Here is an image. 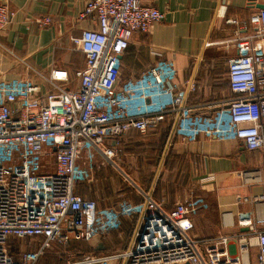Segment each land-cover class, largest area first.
Instances as JSON below:
<instances>
[{
    "label": "built area",
    "instance_id": "built-area-1",
    "mask_svg": "<svg viewBox=\"0 0 264 264\" xmlns=\"http://www.w3.org/2000/svg\"><path fill=\"white\" fill-rule=\"evenodd\" d=\"M11 16L0 4V32ZM79 17L93 26L70 38L84 56L75 86L57 68L47 76L34 71L41 81L0 78V264H40L52 244L102 236L119 229L122 218L135 222L127 247L54 264H264V52L258 43L264 8L248 19L254 31L236 38L237 55L226 74L232 96L205 104L207 113L186 104L185 90L172 83L170 62L158 61L117 86L120 56L131 36L149 32L163 12L141 0H88ZM50 22L48 16L39 19L41 26ZM170 114L175 135L186 142L204 135L241 142L261 155L259 165L237 171L243 185L262 190L236 195V203L250 204L251 211L221 213L224 231L214 236L189 234V199L164 208L138 190L140 202L122 199L98 209L95 200L75 192L81 159L100 154L121 170L118 149L109 141L116 144L130 128L145 134ZM26 239L37 241L36 247L13 255L10 242Z\"/></svg>",
    "mask_w": 264,
    "mask_h": 264
},
{
    "label": "crops",
    "instance_id": "crops-1",
    "mask_svg": "<svg viewBox=\"0 0 264 264\" xmlns=\"http://www.w3.org/2000/svg\"><path fill=\"white\" fill-rule=\"evenodd\" d=\"M87 1L0 0V4L12 11L9 24L0 32V78L41 81L34 71L47 76L51 69L57 68L66 70L69 85L75 86L74 72L84 66V56L70 38L93 26L90 19L79 17ZM141 1L163 12L164 19L153 24L149 32L131 36L120 56L118 88L158 61H166L173 66L175 88L186 92V104L199 106L195 113H207L211 109L205 108V104L230 98L232 93L226 78L228 61L237 55L236 38L254 31L248 19L264 8V0ZM43 16L51 19L50 24H39ZM245 23L247 28L243 29ZM258 43L264 52V36ZM174 128L175 118L170 114L145 134L130 128L116 144L109 141L108 146L118 149V166L128 176L127 181L138 188L133 189L134 192H121L117 188L118 195L127 194L129 200L135 202L142 199L138 190H143L164 208H171L175 202L189 199L197 191L199 209L212 210L211 225L200 232L192 219V236H214L224 231L221 213L230 212L234 216L251 211L250 204L236 203V195L262 190L243 185L237 171L259 165L261 155L258 151H248L241 142L204 135L186 142L175 135ZM119 163L128 167V171ZM147 163L151 167L149 178H133L136 169L132 167H143ZM121 170L117 171L123 176ZM91 196L101 209L116 203L105 194ZM121 223L117 231L121 235L127 230L128 233L120 249L115 251L129 245L135 227L134 220L122 219ZM90 244L94 248L103 246L99 248L103 252L113 246L108 236H100ZM103 252L99 254L109 253ZM255 256L254 252L253 258Z\"/></svg>",
    "mask_w": 264,
    "mask_h": 264
},
{
    "label": "rangeland",
    "instance_id": "rangeland-1",
    "mask_svg": "<svg viewBox=\"0 0 264 264\" xmlns=\"http://www.w3.org/2000/svg\"><path fill=\"white\" fill-rule=\"evenodd\" d=\"M120 74V73H119ZM126 158L129 157H124ZM127 161V160H126ZM121 168L126 172L128 171V167L125 165L119 163ZM79 170H82L79 176L76 178V185L79 184L80 187L77 186V190L80 192H84L86 195H94L97 194L98 196H102L105 194V197H109L108 199L110 201H119L121 199L120 195H118L119 191L117 188L121 190V192H125L122 187L127 185L129 188L136 189L132 182L127 181V178H124V176L119 173L116 167H114L111 163H109L107 160H105L100 155L96 154L89 160L81 159L79 161ZM48 169V170H47ZM135 170L133 172V178L138 177L139 179H144L146 177L149 178V170H151V167H149V164L147 163L143 167H132V170ZM153 169V168H152ZM50 171L49 168H46L44 173H48ZM130 175V173H129ZM79 188L81 190H79ZM114 192H113V191ZM199 192L194 191L193 196L190 195V202L192 204V212H191V220L195 219L196 225L195 227L200 230V232H204V230L207 229L208 225H211V211L212 210H203L201 211L199 208L200 202H199ZM101 209V208H98ZM125 219V218H124ZM129 220V219H125ZM208 222L205 223V222ZM115 231V230H114ZM108 232L102 236H108L111 240L113 246H110L107 248V252H109L110 249H120L122 239L125 234L128 233V230L125 231L122 235L120 232ZM192 229H190L189 234L192 235ZM205 236V235H204ZM196 238H201L203 235H196L194 236ZM90 242L93 243L94 239H90ZM37 241H34L32 239H26L23 241L20 240H14L10 242V245L13 250V255H16L15 253L19 250H27V249H34L36 247ZM86 245H83V243L79 242L78 244H68V245H59V244H52L45 252L41 258L39 263L40 264H54L58 261L67 259L68 257L72 255H76L75 248L79 249H88L89 243H85ZM88 244V245H87ZM115 251V250H114ZM114 251H110L114 252ZM252 252L254 254V248L252 249Z\"/></svg>",
    "mask_w": 264,
    "mask_h": 264
},
{
    "label": "trees",
    "instance_id": "trees-1",
    "mask_svg": "<svg viewBox=\"0 0 264 264\" xmlns=\"http://www.w3.org/2000/svg\"><path fill=\"white\" fill-rule=\"evenodd\" d=\"M77 186L78 187H80L79 186V184H77L76 186H75V192L77 193V194H79V195H81V196H83V197H85V198H88V199H92V196L91 195H86L83 191L82 192H80V191H78L76 188H77ZM79 190H81L80 188H79ZM123 190L124 191H126V192H134L131 188H129L127 185H125L124 186V188H123ZM122 199H127V200H129V196L127 195V194H125V195H123L122 194V197H121V199H119V201L120 200H122ZM94 200V199H93ZM142 199H139L138 201H135V202H140ZM119 201H115L116 203L115 204H113V205H111V206H109V207H114V206H116L117 205V203L119 202ZM95 202H96V200H95ZM96 206H97V208H99V206L97 205V202H96ZM122 219H124V218H122ZM122 219H121V221H122ZM131 220V219H130ZM131 222V221H130ZM123 223V222H122ZM122 223H121V225H122ZM120 225V226H121ZM130 225V224H129ZM119 229H120V227H119ZM119 229H117V230H119ZM117 230H115V232H118ZM79 242H81V243H83V245H86L85 243H89L88 241H84V240H71V241H69V243L68 244H78ZM67 244V245H68ZM88 245V244H87ZM104 248V247H103ZM75 253H76V255H75V258H77L78 256H80L81 254H83V253H95V254H99L100 252H103V251H101L99 248H94V247H92L91 246V244L89 243V246H88V249L87 250H85V249H81L80 248V250L79 249H76L75 248ZM110 251H113V249H110L109 250V252ZM107 251H104L103 253H106ZM44 254H46V252L44 253ZM65 260V259H64ZM40 261V260H39ZM63 260H61V261H58V262H56V263H59V262H62Z\"/></svg>",
    "mask_w": 264,
    "mask_h": 264
},
{
    "label": "water",
    "instance_id": "water-1",
    "mask_svg": "<svg viewBox=\"0 0 264 264\" xmlns=\"http://www.w3.org/2000/svg\"><path fill=\"white\" fill-rule=\"evenodd\" d=\"M99 238H100V236L93 237L94 240H99ZM88 242L90 243V240H88ZM100 244H101V242H100ZM97 248H103V246L99 245V246H97Z\"/></svg>",
    "mask_w": 264,
    "mask_h": 264
}]
</instances>
